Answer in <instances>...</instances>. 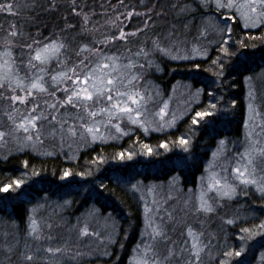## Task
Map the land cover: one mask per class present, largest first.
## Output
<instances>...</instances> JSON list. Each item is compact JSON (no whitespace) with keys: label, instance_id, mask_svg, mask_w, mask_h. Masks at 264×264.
Wrapping results in <instances>:
<instances>
[{"label":"rangeland","instance_id":"obj_1","mask_svg":"<svg viewBox=\"0 0 264 264\" xmlns=\"http://www.w3.org/2000/svg\"><path fill=\"white\" fill-rule=\"evenodd\" d=\"M166 1L171 4L168 8L158 4L159 2L155 0H124V4L118 3L121 13L133 10L141 13H150L152 20L149 21V28L146 32L138 33L136 37H130L127 43L116 41L115 44H110L107 48H103L99 44L97 45L108 54L132 57L133 60L145 65L143 69L138 68L133 71L141 75V79L137 81L139 90L152 97L141 117L149 129L147 132L142 127L133 125L125 120L121 123V127L127 133L126 135L116 133L115 129L111 128V126L108 128L101 126L100 132L104 135L105 139L95 142H91L89 139V142L85 143L79 139H71L66 135L62 140L59 133L53 136L51 134L53 125L49 124L46 120H42L40 121V127L43 133L41 136L43 143L35 141L34 144L28 143L21 147L20 143L10 135L5 138L6 142H0V153L27 152L36 157L53 158L58 156L66 162H71L78 158L80 152L94 146L118 145L122 141H126L127 149L123 150V152L126 156L130 153L132 159L128 160L125 158L124 160H120V163L125 168L129 167V169L139 166L137 167L138 172H141L144 165H146V170L149 171V173L145 171L143 174L144 180L141 178L130 179L128 175L120 181V185L139 201L142 211V227L139 237L130 250L126 264H136L138 249H143L146 245L153 243L149 235L151 228L148 227V223L149 221H153L159 224L161 223L160 217L164 218L163 224L168 231V235L173 240L180 241L182 239L180 231L185 223L192 225L197 231H203L206 240L211 239L210 254L206 250L202 257V264H215L221 258L219 253L225 247L235 250H239V247H245L246 249L244 255L237 258L233 264H238V262H242V264H264V247H258L259 245H264V236L258 235L253 239L244 241L239 239L242 235L239 232V226L253 228L261 223V221L255 220L254 215L260 213L264 216V207L257 200L261 199L262 196L256 191L255 185H240L232 173V168L236 165V161L240 159V153H243L248 146V141L246 140L248 133H251L253 139H258L261 144H264L263 50L258 49L256 52H252L254 57L262 56L261 61L250 64L249 69L251 71L243 69L245 71L249 70V72L243 78L245 113L242 120L241 138L238 142L232 141L231 143L228 137L221 136L220 138H214L216 145L210 151L208 160L201 166L199 172L193 177L187 176L186 179L183 178L180 174L181 172L184 175L186 172L193 170L192 155L194 152H192L191 147L188 152H185L177 144L168 146L166 150L160 147V145L165 143L157 144V137L162 138L167 135L188 115L194 118L195 112L205 110L209 105V101L206 102V105L201 106L200 96L198 102H196L190 96V91L194 92L198 86L193 87L189 82L176 81L174 83L160 84L159 81L164 82V80L154 78L161 75L158 61L162 57L171 63L188 62L189 66L192 67L194 65L190 61L205 59L210 51L209 46L218 44V41L221 39L217 29L224 26L223 17L231 15V13L223 9L217 10L214 5L199 8L194 13H181L179 11L181 5L187 4L191 8H196L199 0ZM174 4L177 7L174 8ZM162 10L172 13L171 16H174L177 20L171 19L169 22H162L160 19V11ZM157 13H160V15H157ZM195 14L196 16H193ZM178 16H180V19ZM120 19L123 21L122 27H124L125 31L131 32L133 30H128V24L131 23L135 29L143 27L145 17H133L131 20H125L121 15ZM191 23L193 27L188 29V27L192 26ZM228 23L232 29L238 26L240 31L243 32V36L245 32H248L249 34L258 35L259 40L264 38V23H261L257 27L245 28L243 21L238 16ZM186 24L188 25L187 27H185ZM161 25H164L166 28H161ZM173 25L175 26L174 28ZM63 26L64 23H62L60 28ZM104 29L108 31L107 28ZM111 31H115V29ZM169 32H174V36H169ZM157 34L160 37H168V39L162 40V46H166L169 49L168 55L153 50L150 38H156ZM67 35L70 36V33ZM188 39L193 40L188 42ZM235 45L229 41L228 46ZM73 46L75 47V45ZM141 46L149 53L147 58L133 55ZM128 49H131V51H128ZM193 49H198L199 51L193 52ZM2 50V47H0V51ZM205 50H207L206 55H202ZM171 56L181 58L172 59ZM184 56H189L190 58L183 59L182 57ZM241 56L243 57L244 54H241ZM72 60H76L75 55H72ZM148 61H151V65H149ZM58 70V67L53 64L51 71L55 72ZM245 73L243 72V74ZM21 75H23V71ZM188 86H191V89ZM207 96L210 97L209 95ZM62 97L63 92L56 91L55 98L41 96L36 102L40 103L43 109L44 100L47 99L49 103H52L54 99ZM7 103V101H0V130L3 131H8L11 128V124L4 114ZM165 103L168 104V107L161 114L160 110L164 107ZM250 103L255 110L252 114L249 113L248 106ZM17 107L21 111L24 110L23 105H17ZM228 109V106L224 103L217 104V110H214L215 115L206 117L200 123L211 126L214 120L217 119V124H220L227 117L226 111ZM75 112L76 110L71 108L59 109L58 119H68L71 123ZM47 114L45 112V115ZM173 121L175 122L173 123ZM245 123L248 124L247 128L245 127ZM170 124L172 126H169ZM17 135L22 136L23 134L18 133ZM138 136L153 140V144L148 145L143 143L137 139ZM221 140L225 142L223 145L220 144ZM144 145H148L152 149V154H149L144 149ZM193 146H198V141H195ZM214 153L216 154L215 156ZM7 156H0V160L4 161ZM138 161H140V164L137 163ZM161 161L163 163L161 164V169H159L158 163ZM212 165H215V167H212ZM261 168H264V163H258L256 172V179L258 181L264 175ZM171 169H175L173 172L171 171V174L164 178L153 180L166 174ZM224 169H227V171H224ZM209 172L220 173L222 177H227L231 183L238 185V194L231 200L226 198L219 200V203L215 199L210 200L215 208L213 213H196L194 206L199 203L198 197L201 194L202 185L201 177H207ZM62 183L66 184L67 179ZM133 185L136 186L135 190L133 189ZM59 187L67 190L66 187ZM11 192L12 189L7 193ZM211 197H215L214 192L207 193L205 199ZM146 207L150 211L146 212ZM76 208L77 205H73L70 198L62 196L55 198L43 197L36 199L32 206L26 212L24 211L25 217L21 224L4 223L5 221L1 220L0 241L2 243H0V248L4 252V256L0 259V264H25L21 256L23 252L35 254L37 257L35 264H99L102 261H106L110 257L111 247L117 239L118 221L110 211L103 210L96 204H86L77 210ZM33 209H35V212ZM246 212H251V216L245 215ZM168 213L172 214L173 220H169ZM29 217L37 221L45 237L51 235L53 239L36 241L28 236ZM229 218L236 219V225L229 226L223 223L225 219ZM48 224L52 225L51 229L47 227ZM85 226H87L90 234L88 236H81L80 230ZM92 233H96L97 235H92ZM48 246L60 247L64 251L55 257H49L43 251V248ZM156 246L161 252H164L165 245L163 243H157Z\"/></svg>","mask_w":264,"mask_h":264},{"label":"snow or ice","instance_id":"obj_2","mask_svg":"<svg viewBox=\"0 0 264 264\" xmlns=\"http://www.w3.org/2000/svg\"><path fill=\"white\" fill-rule=\"evenodd\" d=\"M118 2L121 5L124 4V0H118ZM212 5L217 10L223 9L231 13V15L223 17L224 26L217 29L221 36L218 41L219 51L224 58L231 57L235 55V52L228 46L232 39V28L228 22L238 16L243 21L245 28L257 27L264 23V0H199L196 8H191L185 4L180 6L179 11L181 13H194L199 8ZM28 6L25 5V7ZM173 7L177 6L174 4ZM19 11V5H14L11 2H0V12L19 15ZM71 11L74 16L80 17V21L72 23L65 17V24L60 28V32L49 36H42L40 33L35 35L28 33L26 35L16 24L9 26L7 37L0 45L3 49L0 51V101L8 102L4 114L10 122L11 128L8 131L0 130V142H6L5 138L11 135L20 143L21 147L28 143L34 144L35 141L43 143L41 139L43 133L40 127L42 120L53 125L51 132L53 136L59 133L62 140L66 135L71 139H79L85 143H88L89 139L91 142L105 139L100 132L101 126L104 128L111 126L116 133L126 135L127 133L121 127V123L125 120L142 127L145 132L149 130L141 117L152 97L139 90L137 81L141 79V75L133 71L138 68L143 69L145 65L133 60L132 57L108 54L97 45L107 48L110 44H115L116 41L127 43L130 37H136L138 33L146 32L152 16L150 13L133 10L121 13L115 18L109 17L105 20L104 25H92L90 27V16L79 8L77 0H71ZM121 15L125 20L144 16L143 27L126 32L122 27ZM187 26L186 24L185 27ZM101 28L108 29V31L100 33L102 39L92 36L94 32H100ZM112 29L115 31H111ZM73 31H75V35H67ZM77 36L81 38L88 36L90 39L76 43ZM169 36H174V32H169ZM150 39L154 51L165 55L169 54V49L162 46V40L168 39V37H160L157 34L156 38ZM239 44L241 48L247 47L244 41H240ZM198 51V49H193V52ZM206 51L202 55H206ZM72 55H75V61L72 60ZM133 55L147 58L149 53L141 46ZM171 58L178 59L181 57L171 56ZM182 58L189 59L190 57L184 56ZM148 63L151 65V61ZM53 64L58 67V71H51ZM211 65L214 67L205 68L204 71H212V74L218 77L223 75L225 63L221 56L213 59ZM195 67L200 69L199 64H196ZM22 71L23 75H21ZM188 87L191 89V86ZM56 91L63 92V97L54 99L52 103H49L47 99L44 100L43 109L41 104L36 102L41 96L55 98ZM203 92L204 89L197 88L194 92L190 91V96L198 102ZM208 95H212V93H208ZM17 105H23L24 110L21 111ZM29 105L31 106L29 107ZM167 107L168 104L165 103L160 110L161 114ZM248 107L249 113H254L255 110L251 103ZM67 108L76 110L71 123L68 119H58L59 109ZM214 110H217V104L210 103L205 110L195 112V116L191 120L192 125H199L206 117L215 115ZM45 112L48 114L45 115ZM57 125L58 127H56ZM245 127H248L247 123H245ZM18 133L23 135H17ZM246 140L248 146L243 153H240V159L236 161L232 173L240 185H255L256 191L264 197V175L260 177L259 181L256 179L258 163H264V144H261L258 139H253L251 133L246 135ZM177 143L185 152L190 150V140L186 136H181ZM224 143L223 140L220 141L221 145ZM143 147L149 154H152V149L148 145ZM160 147L168 149L166 143ZM118 157L120 160L132 159L130 153L126 156L124 152L118 153ZM24 167H28L27 161L24 162ZM261 171L264 172V168H261ZM38 174L33 172V175ZM70 175H72L70 171H65L61 179ZM201 181L199 203L194 206L196 213H213L215 208L210 200L215 199L219 203V200L225 198L231 200L238 194V185L231 183L227 177H222L220 173L209 172L207 177H201ZM23 183L22 179L11 181L9 184L0 187V193H7L10 189H18ZM133 189H136L135 185H133ZM210 192H214L215 197L205 199L207 193ZM33 211L35 212V209ZM145 211L148 212L150 209L146 207ZM168 217L169 220L174 219L171 213H168ZM163 219L160 217L161 223L159 224L149 221L148 227L151 228L149 235L153 243L146 245L143 249H138L136 264H202V257L206 250L210 254L211 239L206 240L203 231H197L192 225L185 223L180 231L182 239L180 241L173 240L168 235ZM29 220L28 236L36 241L53 239L51 235L47 237L43 235L42 229L35 219L29 217ZM223 223L232 226L236 225L237 220L229 218L225 219ZM47 227L51 229L52 225L48 224ZM239 232L242 233L239 237L242 241L253 239L258 235L264 236V222L253 228L241 225ZM89 234L87 226L80 230L81 236H88ZM92 235L97 234L92 233ZM157 243L165 245L164 252L159 250L156 246ZM245 250V247H239V250L225 247L219 253L222 258L218 259L216 264H233L237 258L244 255ZM43 251L49 257H55L64 249L48 246L44 247ZM21 256L25 264H35L37 259L35 254L28 252L21 253ZM238 264H242V262H238Z\"/></svg>","mask_w":264,"mask_h":264},{"label":"trees","instance_id":"obj_3","mask_svg":"<svg viewBox=\"0 0 264 264\" xmlns=\"http://www.w3.org/2000/svg\"><path fill=\"white\" fill-rule=\"evenodd\" d=\"M155 1H158V4L165 8L171 6L166 0ZM0 2H11L20 6L19 15L0 12V45L7 37V31L11 24H16L26 35L28 33L33 35L40 33L42 36H49L60 32V26H62V23L65 24V21L62 22L65 17L72 23L80 21V17L72 14L71 0H0ZM118 3V0H77L79 8L90 16V27L92 25L100 26L109 17L114 18L120 15ZM25 5L29 6L25 7ZM160 13L162 22H169L171 19L177 20L174 16H171L172 13L166 10H162ZM193 16H196V14ZM178 17L180 19V16ZM191 25L188 29L193 27L192 23ZM128 26V30H136L131 23ZM164 27V25H161V28ZM105 31L106 29L101 28L100 32H94L92 36L102 39L100 33ZM242 34L243 32L240 31L238 26L232 29L230 42L236 45L230 46L231 50L235 52V55L231 57L224 58L219 51V45L216 44L209 46L210 51L205 59L190 61L193 62L194 66L192 67L189 66L188 62L171 63L162 57L159 58L158 64L161 75L154 78L163 79L164 82L159 81L160 84L176 81L189 82L193 87L198 86V88L204 89L201 95V106L206 105V102L209 101V104L210 102L218 105L224 103L229 108L226 111L227 117L220 124H217L218 121L215 119L211 126L202 123L194 126L191 123L192 116L188 115L167 135L162 138L157 137V144L166 143L168 146L177 145V141L181 136H186L190 140L191 150L194 152L192 155L193 170L186 172L184 175L182 172L180 173L185 179L187 176H195L201 166L208 160L210 151L216 145L214 138L228 137L231 143L232 141L238 142L242 136V120L245 113L243 78L248 75L249 70L251 71L249 67L252 62L261 61L262 55L254 57L252 52L259 49L263 50L262 53L264 54V38L259 40L258 35L249 34L248 32H245L244 36ZM72 35H75V31L70 33V36ZM89 39L88 36L83 38L77 36L76 43L82 40L88 41ZM190 40L193 39H188V42ZM240 41L246 42L247 47L241 48ZM241 54H244V56L242 57ZM217 56H221L225 63L223 75L219 77L213 75L212 71H204L205 68L214 67L211 65V61ZM196 64L200 65V69H196ZM243 69L249 70L245 71ZM243 72L246 73L243 74ZM208 93H212V95L208 97ZM196 108L199 109L197 106ZM200 129L202 130L199 131ZM137 139L148 145L153 144V140H149V138L145 139L138 136ZM195 141H198L196 147L193 146ZM126 149V141H122L118 145L94 146L80 152L78 158L71 162H66L58 156L53 158L36 157L27 152L0 153V156L8 155L4 161L0 160V187L18 179L24 181L20 188L12 189L11 193H0V221L13 223L14 225L21 224L25 217L24 211L26 212L36 199L43 197L55 198L62 196L70 198L72 204L77 205L76 210L86 204H96L103 210L110 211L119 223L117 239L111 247L110 257L99 264H126L130 250L139 237L142 227V211L139 201L120 185V181L128 175L130 178L144 180L143 174L145 171L149 173L146 170V165L138 173L137 168L134 170L129 169V167L125 168L120 163L118 153ZM25 161L28 162L27 168L24 167ZM160 163L162 164L163 161ZM34 171L39 174L33 175ZM65 171L72 173V175L65 178L67 179L66 184L62 183L65 179H61ZM169 174H171V171L153 180L164 178ZM59 186L66 187L67 190ZM257 200L264 207V197ZM254 204L256 205V203ZM245 215L251 216V212H246ZM254 216L255 220L264 221V216L260 213H256ZM0 243L2 242L0 241ZM258 247L263 248L264 245ZM3 256L4 252L0 248V259Z\"/></svg>","mask_w":264,"mask_h":264}]
</instances>
